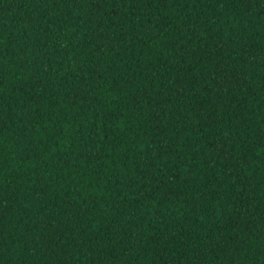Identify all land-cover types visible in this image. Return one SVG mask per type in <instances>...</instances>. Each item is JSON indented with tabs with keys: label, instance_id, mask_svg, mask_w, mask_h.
Listing matches in <instances>:
<instances>
[{
	"label": "trees",
	"instance_id": "trees-1",
	"mask_svg": "<svg viewBox=\"0 0 264 264\" xmlns=\"http://www.w3.org/2000/svg\"><path fill=\"white\" fill-rule=\"evenodd\" d=\"M0 264H264V0H0Z\"/></svg>",
	"mask_w": 264,
	"mask_h": 264
}]
</instances>
